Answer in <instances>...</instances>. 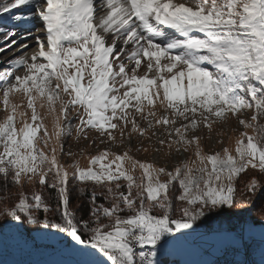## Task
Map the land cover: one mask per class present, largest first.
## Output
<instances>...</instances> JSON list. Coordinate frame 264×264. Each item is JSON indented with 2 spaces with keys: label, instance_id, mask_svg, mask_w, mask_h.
I'll list each match as a JSON object with an SVG mask.
<instances>
[{
  "label": "snow or ice",
  "instance_id": "6c2138e0",
  "mask_svg": "<svg viewBox=\"0 0 264 264\" xmlns=\"http://www.w3.org/2000/svg\"><path fill=\"white\" fill-rule=\"evenodd\" d=\"M0 53V254L176 264L199 237L215 264L264 257V0H4ZM70 140L104 147L82 167Z\"/></svg>",
  "mask_w": 264,
  "mask_h": 264
},
{
  "label": "rangeland",
  "instance_id": "374dc122",
  "mask_svg": "<svg viewBox=\"0 0 264 264\" xmlns=\"http://www.w3.org/2000/svg\"><path fill=\"white\" fill-rule=\"evenodd\" d=\"M4 0H0V3H3ZM39 26V25H37ZM5 54L0 53V58H3ZM8 58H11L10 56ZM2 67V65H0ZM30 115V113H29ZM3 118V113L0 112V119ZM45 124L48 126L49 131L51 132L52 130V121L51 118H47L45 120ZM236 128V132H232V129ZM224 131V135L218 136L216 133ZM240 131H244L242 127H239L235 121H232L229 123L227 126L226 130H223L219 127L215 129L211 133V140H202L201 144L204 148V151L206 153L209 152H216V151H221L222 149L227 146L230 149H233L235 146V141L238 137V134ZM73 135L75 136V132H73ZM204 135H208L207 132L204 133ZM95 136L94 132L89 133V140ZM223 139V143H217L218 140ZM89 140H81L79 144H77L75 141H68L66 142V149L67 145L71 146V150L73 152H78L80 148H83L85 150V156H79V162L82 167H86L88 164V160L86 156H91L97 154L101 148H103V145H100L99 147H92L89 145ZM136 141L133 142L132 147L135 148L136 146ZM147 142H145L146 144ZM47 151V149H45ZM115 151L122 152L123 149H114ZM166 151V150H164ZM188 154H183V155H173L170 159L167 157H164L161 154H156L153 153L151 150L148 153H135L133 152L132 155H134L137 159L139 160H146V161H151L153 163H157L160 166H164L167 164V167L169 170H171L177 163H179L182 160H186L189 158ZM63 161L68 163L71 162V159L68 157H64ZM31 188V185L28 186ZM259 229H257L258 231ZM205 245L201 244L200 242H196V237L193 238L191 241H189L187 244L179 248L176 252L175 259L177 260L176 264H204L208 253L205 252ZM2 255V258H0V264H51V261L55 259L56 257L49 253L48 251L45 250H40V251H33V252H28V251H16V252H11V251H5ZM261 253L258 251L256 252V260H258V263L261 264L262 259L264 257L260 256Z\"/></svg>",
  "mask_w": 264,
  "mask_h": 264
},
{
  "label": "crops",
  "instance_id": "0c3cea01",
  "mask_svg": "<svg viewBox=\"0 0 264 264\" xmlns=\"http://www.w3.org/2000/svg\"><path fill=\"white\" fill-rule=\"evenodd\" d=\"M196 242H200L201 244L205 245V252L208 253V256L204 262V264H211L213 258L215 257V252H214V248L213 246L211 245L210 242H207L206 240L204 239H201L199 237H196ZM256 255V254H255ZM262 256V254L260 255ZM176 260V259H175ZM177 262V260H176Z\"/></svg>",
  "mask_w": 264,
  "mask_h": 264
},
{
  "label": "built area",
  "instance_id": "2783aa9c",
  "mask_svg": "<svg viewBox=\"0 0 264 264\" xmlns=\"http://www.w3.org/2000/svg\"><path fill=\"white\" fill-rule=\"evenodd\" d=\"M255 254H256V253H255ZM255 254H254L253 257H252L253 264H259V263H258V260H256ZM216 260H217V257L215 256V257L213 258L211 264H215Z\"/></svg>",
  "mask_w": 264,
  "mask_h": 264
},
{
  "label": "trees",
  "instance_id": "16d2710c",
  "mask_svg": "<svg viewBox=\"0 0 264 264\" xmlns=\"http://www.w3.org/2000/svg\"><path fill=\"white\" fill-rule=\"evenodd\" d=\"M13 191L15 192V191H17L16 189H13ZM0 194H2V193H0ZM75 203H76V201H75V196H73V200H72V205H73V207H75ZM259 203V202H258ZM84 205L82 204L81 205V207H83ZM254 219H255V217H254ZM176 261V260H175Z\"/></svg>",
  "mask_w": 264,
  "mask_h": 264
},
{
  "label": "bare ground",
  "instance_id": "6f19581e",
  "mask_svg": "<svg viewBox=\"0 0 264 264\" xmlns=\"http://www.w3.org/2000/svg\"><path fill=\"white\" fill-rule=\"evenodd\" d=\"M1 54H3V53H1Z\"/></svg>",
  "mask_w": 264,
  "mask_h": 264
}]
</instances>
